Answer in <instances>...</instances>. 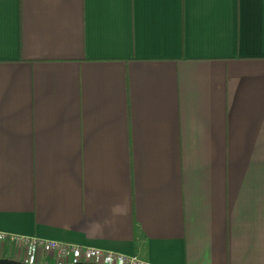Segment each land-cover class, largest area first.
I'll return each mask as SVG.
<instances>
[{"label":"crops","instance_id":"1","mask_svg":"<svg viewBox=\"0 0 264 264\" xmlns=\"http://www.w3.org/2000/svg\"><path fill=\"white\" fill-rule=\"evenodd\" d=\"M0 233L264 264V0H0Z\"/></svg>","mask_w":264,"mask_h":264},{"label":"built area","instance_id":"2","mask_svg":"<svg viewBox=\"0 0 264 264\" xmlns=\"http://www.w3.org/2000/svg\"><path fill=\"white\" fill-rule=\"evenodd\" d=\"M7 241L15 246L21 257L20 262L25 264H36L41 256L51 259L54 264H150L136 257L81 247L77 244L27 237H10L7 240V237L0 233V243Z\"/></svg>","mask_w":264,"mask_h":264},{"label":"water","instance_id":"3","mask_svg":"<svg viewBox=\"0 0 264 264\" xmlns=\"http://www.w3.org/2000/svg\"><path fill=\"white\" fill-rule=\"evenodd\" d=\"M0 264H25V263L11 259H0ZM77 264H81V263H77Z\"/></svg>","mask_w":264,"mask_h":264}]
</instances>
